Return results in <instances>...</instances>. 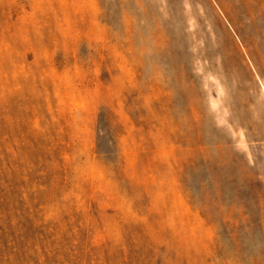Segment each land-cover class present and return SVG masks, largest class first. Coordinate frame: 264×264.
Segmentation results:
<instances>
[{
    "label": "rangeland",
    "instance_id": "374dc122",
    "mask_svg": "<svg viewBox=\"0 0 264 264\" xmlns=\"http://www.w3.org/2000/svg\"><path fill=\"white\" fill-rule=\"evenodd\" d=\"M0 264H264V0H0Z\"/></svg>",
    "mask_w": 264,
    "mask_h": 264
}]
</instances>
